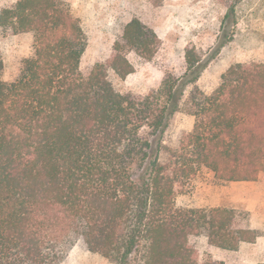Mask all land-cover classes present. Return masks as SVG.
<instances>
[{
	"label": "trees",
	"instance_id": "obj_1",
	"mask_svg": "<svg viewBox=\"0 0 264 264\" xmlns=\"http://www.w3.org/2000/svg\"><path fill=\"white\" fill-rule=\"evenodd\" d=\"M242 1L226 7L224 30ZM0 30L33 36L14 80L1 79L0 60V264H61L77 241L115 264L137 252L140 264H227L201 261L194 238L230 252L256 242L233 210L178 208L174 197L200 169L223 182L264 175V64H233L207 95L197 82L225 43L209 59L188 46L181 76L120 94L107 72H133L121 45L84 75L86 38L61 0H16ZM122 42L147 59L157 37L134 19ZM179 112L194 130L171 149L163 138Z\"/></svg>",
	"mask_w": 264,
	"mask_h": 264
},
{
	"label": "rangeland",
	"instance_id": "obj_2",
	"mask_svg": "<svg viewBox=\"0 0 264 264\" xmlns=\"http://www.w3.org/2000/svg\"><path fill=\"white\" fill-rule=\"evenodd\" d=\"M79 21L86 38L80 70L87 75L103 63L116 43L133 67L124 79L113 72L107 77L120 94L146 95L160 88L168 75L179 77L185 71L184 51L194 47L203 59L225 43L202 72L197 87L209 95L221 83V75L233 64H264V0H243L235 8V24L223 29V18L231 0H61ZM16 0H0V11ZM139 20L156 37L154 53L144 59L122 42L123 29ZM31 34L8 35L0 30L1 79L14 80L23 60L32 55ZM195 119L177 113L164 134L166 147L175 149L183 134L192 133ZM175 205L183 209L224 208L233 210L240 227L256 231L254 244H242L235 252L210 247L204 234L194 238L201 261L227 264H264V175L255 182H223L205 169L176 187ZM61 264H115L90 253L77 241ZM130 264H140V252Z\"/></svg>",
	"mask_w": 264,
	"mask_h": 264
}]
</instances>
